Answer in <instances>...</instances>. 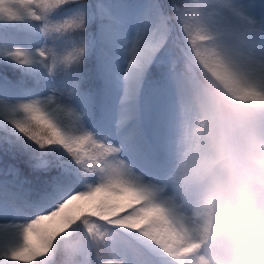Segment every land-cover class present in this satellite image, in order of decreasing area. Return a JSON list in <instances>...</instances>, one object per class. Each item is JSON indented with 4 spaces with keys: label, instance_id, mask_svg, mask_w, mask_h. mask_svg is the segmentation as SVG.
Listing matches in <instances>:
<instances>
[{
    "label": "snow or ice",
    "instance_id": "1",
    "mask_svg": "<svg viewBox=\"0 0 264 264\" xmlns=\"http://www.w3.org/2000/svg\"><path fill=\"white\" fill-rule=\"evenodd\" d=\"M190 2L0 0V264H191L173 156L100 139L85 118L101 73L127 93L156 60L180 94L209 45L264 64V0H202L194 18Z\"/></svg>",
    "mask_w": 264,
    "mask_h": 264
},
{
    "label": "clouds",
    "instance_id": "2",
    "mask_svg": "<svg viewBox=\"0 0 264 264\" xmlns=\"http://www.w3.org/2000/svg\"><path fill=\"white\" fill-rule=\"evenodd\" d=\"M203 57L182 69L172 155L198 249L191 264H264V64L230 46Z\"/></svg>",
    "mask_w": 264,
    "mask_h": 264
}]
</instances>
